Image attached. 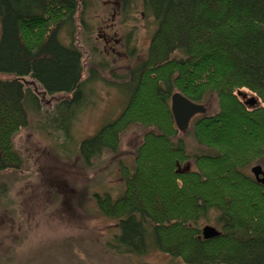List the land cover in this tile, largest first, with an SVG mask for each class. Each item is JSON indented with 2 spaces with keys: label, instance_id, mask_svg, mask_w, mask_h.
I'll use <instances>...</instances> for the list:
<instances>
[{
  "label": "trees",
  "instance_id": "obj_1",
  "mask_svg": "<svg viewBox=\"0 0 264 264\" xmlns=\"http://www.w3.org/2000/svg\"><path fill=\"white\" fill-rule=\"evenodd\" d=\"M141 2L156 24L147 57L127 77L126 106L79 153L89 163L121 131L147 127L124 193L113 203L98 198L118 222L110 243L125 255L151 245L185 264H264V187L244 170L264 157V0ZM76 8L75 0H0V73L10 77L0 78V172L23 164L13 136L27 127L26 100L39 105L16 79L30 77L48 95H73L56 108L74 114L80 52L59 36L63 26L72 34L67 22ZM175 92L206 113L216 107L190 126L203 153L188 171L180 168L186 149L169 109ZM212 209L220 230L210 240L199 224Z\"/></svg>",
  "mask_w": 264,
  "mask_h": 264
},
{
  "label": "rangeland",
  "instance_id": "obj_2",
  "mask_svg": "<svg viewBox=\"0 0 264 264\" xmlns=\"http://www.w3.org/2000/svg\"><path fill=\"white\" fill-rule=\"evenodd\" d=\"M75 2L67 22L72 34L63 26L59 36L62 44L80 52L82 85L72 104L74 114L56 108L73 95H48L30 77L16 79L37 96L39 105L26 100L27 127L13 136L23 164L0 172V264H185L151 245L138 255L115 251L110 243L118 233L115 211L107 214L98 205V198L113 203L124 193V176L134 172L135 151L147 127L121 131L111 149L102 147L99 156L91 157V152L89 163L79 154L81 143L116 119L128 103L127 77L147 57L156 29L152 12L141 0L126 7L122 0ZM0 78L10 80L1 73ZM215 110V104L209 105L205 116ZM199 116L190 118L185 132L177 130L186 149L180 167L185 171L194 167L192 157L203 153L190 129ZM256 166L264 171V157L244 170L264 187L251 173ZM208 215L199 225L218 232L215 210Z\"/></svg>",
  "mask_w": 264,
  "mask_h": 264
},
{
  "label": "water",
  "instance_id": "obj_3",
  "mask_svg": "<svg viewBox=\"0 0 264 264\" xmlns=\"http://www.w3.org/2000/svg\"><path fill=\"white\" fill-rule=\"evenodd\" d=\"M243 96L245 97V95ZM171 98L170 109L172 110V117L174 119V123L176 124V129L181 132L186 131L192 116L197 113H205V109L203 107L198 104H193L187 98L181 97L178 93H175ZM251 173L258 181L262 183L264 182V171L261 170L260 167H253L251 169ZM217 235V230L211 226H206L202 230V236L205 237V239H213V237H216Z\"/></svg>",
  "mask_w": 264,
  "mask_h": 264
},
{
  "label": "bare ground",
  "instance_id": "obj_4",
  "mask_svg": "<svg viewBox=\"0 0 264 264\" xmlns=\"http://www.w3.org/2000/svg\"><path fill=\"white\" fill-rule=\"evenodd\" d=\"M244 94H245V99L247 100V101H250V99H254L255 101H257L258 102V100L255 98V95L254 94H251V92L249 93L248 91H246V92H244ZM250 96H249V95Z\"/></svg>",
  "mask_w": 264,
  "mask_h": 264
}]
</instances>
